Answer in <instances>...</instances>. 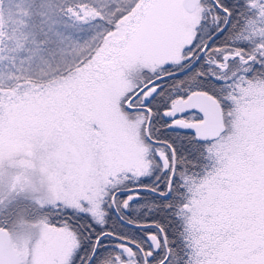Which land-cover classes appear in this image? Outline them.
<instances>
[{
  "label": "snow or ice",
  "instance_id": "6c2138e0",
  "mask_svg": "<svg viewBox=\"0 0 264 264\" xmlns=\"http://www.w3.org/2000/svg\"><path fill=\"white\" fill-rule=\"evenodd\" d=\"M0 264H264V0H0Z\"/></svg>",
  "mask_w": 264,
  "mask_h": 264
}]
</instances>
